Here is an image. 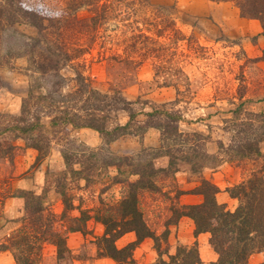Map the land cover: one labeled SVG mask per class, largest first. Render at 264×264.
<instances>
[{"label":"rangeland","instance_id":"374dc122","mask_svg":"<svg viewBox=\"0 0 264 264\" xmlns=\"http://www.w3.org/2000/svg\"><path fill=\"white\" fill-rule=\"evenodd\" d=\"M150 2L154 7L167 11L175 30H179L184 38L168 48V56L127 59L125 41L130 32L122 25L117 28L118 25L110 20L98 33L101 38L96 40L91 52L75 63L81 66L96 89L110 94L120 92L128 101L135 103L133 107L139 113L136 117L139 123L146 121L143 113L151 112L152 107L166 105L172 109L173 106L181 112L180 129L211 136L204 148L208 153H215L217 141H229V134L223 130L224 121L229 118V110L234 108L231 103H239L238 89L245 94L244 99H252L254 111L264 113V36L261 35V25L259 21L241 17L239 10L229 2ZM17 3L22 9L46 18H59L67 12L62 0H17ZM87 14L86 10L81 11V18ZM16 29L23 35L22 40L36 37V29L30 25H20ZM148 35L156 37L153 32ZM160 42L168 47L171 36L161 38ZM162 67L170 75H159ZM30 69L26 57L0 65L1 113L19 115L21 100L32 81H36L33 86L41 83L42 92L50 87L44 77L33 75ZM61 72L68 78L74 74L71 68ZM165 81L167 86L163 85ZM67 91L64 87V94ZM177 97L180 102H175ZM258 99L262 101L259 103ZM127 120L124 112L117 118L121 124ZM42 121L50 129L49 118L43 117ZM135 129L134 126L132 134L109 141V137L105 139L89 128L74 130L67 125L47 136L48 152L39 160L37 151L26 146L25 142L17 141L13 166L0 163V187H3L4 179L12 178V191H30L43 197L47 211L58 216L65 208L60 194L63 191L72 204L68 212L71 218H79L83 214L94 217L97 210L120 201L126 194V183L137 179L135 176L126 179L118 174L116 165L120 160L137 157L145 150L158 149L161 145L159 130L150 128L143 136H138ZM261 148L264 152V142ZM64 153L71 154L70 168L66 167ZM125 163L123 168L129 169ZM154 163L158 169H165L168 158L164 154L159 155ZM86 165H91L92 169H86ZM253 167L251 161L244 164L225 161L216 170H204L201 177L192 175L186 168L174 174L160 173L155 178L156 187L140 193V204L147 225L159 238L158 249L162 258L175 254L179 247L196 246L205 264L216 261L218 257L210 245V235H196L194 222L187 217L177 219L175 209L202 202V196L192 194V191L203 178L219 188V203L234 211L238 201L230 197L228 190L246 178L248 169ZM72 171H82V174L73 175ZM123 178L125 180L121 183ZM24 208L22 198H0V264H15L12 250H5L4 246H9L12 234L21 227ZM66 225L65 221L56 225V229L65 234L68 253L59 259L56 247L45 243L43 264H114L111 259L98 255V242L105 233L100 222L90 218L82 232H68ZM135 240L134 233H127L115 245L120 249ZM159 258L152 238L144 239L133 251L136 264H157ZM263 261L264 253L250 257L252 264Z\"/></svg>","mask_w":264,"mask_h":264},{"label":"trees","instance_id":"16d2710c","mask_svg":"<svg viewBox=\"0 0 264 264\" xmlns=\"http://www.w3.org/2000/svg\"><path fill=\"white\" fill-rule=\"evenodd\" d=\"M210 1L232 3L241 17L259 21L261 35L264 36V0ZM62 2L66 14L59 18H46L22 9L17 0H0V65H8L15 58L26 57L32 74L44 77L51 84L42 92L41 83L33 86L36 81H32L26 96L21 100L19 115L0 112V163L13 166L17 141H23L26 146L37 151V160L41 159L48 152L47 136L67 125L74 130L89 128L105 139L109 137V141L132 134L134 126V133L138 136L154 128L160 131L161 145L159 150H145L137 157L124 158L129 169H124V161L120 160L119 165H116L118 174L126 179L128 176L137 179L126 183V194L120 201L97 210L94 217L83 214L79 218H71L68 212L72 204L63 191L60 194L65 208L58 216L47 211L43 197L30 191H12V178L4 179L0 198L17 197L25 202L21 227L12 234L9 246H4V249L12 250L15 264H43L42 250L45 243L56 247L59 259L65 258V253H68L66 236L57 231L56 225L66 221L68 232H82L87 220L93 218L105 227V233L98 242V255L111 259L114 264H136L133 251L146 238L156 242L160 257L157 264H205L196 246L179 247L175 254L169 255L167 259L162 258L158 249L159 238L144 219L140 193L155 188V178L160 173L174 174L186 168L192 175L201 177L204 170H216L225 161L243 164L251 161L254 167L248 169L250 171L246 178L228 190L230 197L238 201L234 211L219 203V188L201 178L192 194L202 196V202L179 206L175 209V216L177 219L190 218L194 222L196 235H210V245L218 258L208 264H252V255L264 253V152L261 148L264 142V113L254 111L252 99H244L245 94L238 89L239 103H231L234 108L229 110V118L224 121L223 130L229 134V141H217L215 153H208L204 148L211 136L180 129L181 112L173 109L172 105V109L166 105L152 107L151 112L143 113L147 117L146 121L139 123L136 119L139 113L133 107L135 103L128 101L120 92L113 91L112 95L96 89L75 61L91 52L96 40L101 38L98 33L110 20L118 25L117 28L122 25L130 32L125 41L127 59L151 55L155 58L166 57L172 44L184 39L182 33L175 30V24L167 11L154 7L150 0ZM83 10L88 14L81 18ZM20 25L34 27L36 37L22 40L23 35L16 29ZM147 32H153L156 37ZM166 36H171L168 47L160 42ZM65 68L73 70L72 78L63 76L61 71ZM158 74L170 75L163 67L159 68ZM166 84L167 81L163 83ZM64 87L68 89L66 94ZM261 101L257 100L259 103ZM175 102H180L179 97ZM123 112L128 117L125 124L117 121ZM43 117L49 118L50 129L43 123ZM162 154L167 156L168 166L158 169L154 161ZM63 156L66 167L70 168L71 154L64 153ZM93 159L97 160L90 158ZM87 167L92 169L91 165ZM72 172L73 175L82 174V171ZM127 233H134L136 240L123 248H117L116 241ZM258 264H264V261Z\"/></svg>","mask_w":264,"mask_h":264}]
</instances>
